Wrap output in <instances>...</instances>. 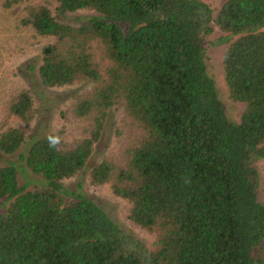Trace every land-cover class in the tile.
Segmentation results:
<instances>
[{"label": "trees", "instance_id": "trees-1", "mask_svg": "<svg viewBox=\"0 0 264 264\" xmlns=\"http://www.w3.org/2000/svg\"><path fill=\"white\" fill-rule=\"evenodd\" d=\"M24 1L21 23L50 38L39 78L59 87L90 80L69 112L81 136L56 129L32 139L24 155L35 176L19 186L20 166L0 165V264H262L264 203L257 198L264 157V0H223L215 14L202 0ZM89 9L80 22L61 19ZM212 24L228 43L223 55L229 96L244 103L229 119L207 69ZM96 44L106 60H94ZM27 125L28 91L7 102ZM137 130L120 159L93 165L89 182L108 184L129 203L128 218L152 232V246L124 231L80 183L62 180L83 168L109 108ZM25 143L21 127L0 125V152ZM32 185V188L27 187Z\"/></svg>", "mask_w": 264, "mask_h": 264}, {"label": "rangeland", "instance_id": "rangeland-1", "mask_svg": "<svg viewBox=\"0 0 264 264\" xmlns=\"http://www.w3.org/2000/svg\"><path fill=\"white\" fill-rule=\"evenodd\" d=\"M26 2H41L45 0H25ZM50 7L53 0H47ZM215 14L223 0H202ZM24 1L5 5V0H0V125L19 126L25 134V143L18 151L12 154L0 152V165L13 162L20 166L18 171L19 186L26 184L28 179H34V175L25 167L24 155L29 142L56 129L63 131L65 140L81 136L83 121L69 112V102L76 91H82L89 87L90 80L79 81L72 85L48 87L42 84L38 65L40 62L41 47L50 40L38 36L28 26L21 23L24 11ZM95 14L93 10L84 9L68 13L61 19L80 22L86 17ZM211 32L206 35L204 45L206 51L207 69L213 77L218 95L224 105V109L232 121H238L244 109V103L234 101L229 96L224 79L223 55L228 45L221 40L223 32L215 24H212ZM94 60L102 67L106 60L102 56L99 46L92 45ZM25 89L29 92L34 106V116L27 125L17 117L7 112V102L17 91ZM136 129L128 124L123 112L119 108H109L104 122L102 133L94 143L92 152L85 165L74 175L62 180L66 187H72L80 183L84 193L96 201L113 220L124 230L142 241L149 248L155 238L154 234L146 229L134 225L128 218L129 203L111 193L108 184L94 185L89 182V171L93 165L103 158L113 157L120 159L123 149L133 138ZM258 172L257 198L264 203V157L253 162ZM32 188V185L27 187ZM7 202L0 200V212L6 207ZM258 248V255L264 257V240ZM264 264V261L263 263Z\"/></svg>", "mask_w": 264, "mask_h": 264}]
</instances>
